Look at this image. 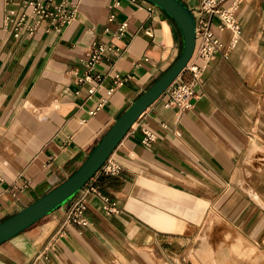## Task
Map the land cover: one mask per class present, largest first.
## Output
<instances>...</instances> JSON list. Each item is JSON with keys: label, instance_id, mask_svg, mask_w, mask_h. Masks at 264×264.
Instances as JSON below:
<instances>
[{"label": "crops", "instance_id": "0c3cea01", "mask_svg": "<svg viewBox=\"0 0 264 264\" xmlns=\"http://www.w3.org/2000/svg\"><path fill=\"white\" fill-rule=\"evenodd\" d=\"M115 1L68 0L74 18L61 33L40 27L15 38L0 0V223L75 172L180 56L182 36L170 16L154 5L148 10L144 0ZM181 1L192 10L201 0ZM238 1L236 47L213 21L223 48L209 63L194 60L200 80L193 109L166 108L165 92L111 154L120 172L94 176L119 212L105 214L89 195V224L65 223L78 192L2 243L0 264H182L208 220L264 241V1ZM93 43L112 46L95 67L104 79L79 82L80 59ZM109 74L129 78L110 91ZM142 124L156 134L149 147L140 142Z\"/></svg>", "mask_w": 264, "mask_h": 264}, {"label": "built area", "instance_id": "2783aa9c", "mask_svg": "<svg viewBox=\"0 0 264 264\" xmlns=\"http://www.w3.org/2000/svg\"><path fill=\"white\" fill-rule=\"evenodd\" d=\"M132 2L137 3V0H132ZM227 2L228 0H201L200 4L192 9L195 20L196 41H198L196 57L202 59L205 63L213 61L223 48L221 38L211 29L213 21L219 31H230L231 36L228 44L230 49L235 48L238 43L241 27L236 19V11L239 1L233 0L230 4H227ZM3 3L4 25L12 29L15 38L32 37L40 27H43L46 33H61L71 24L75 13V8L71 7L68 0H3ZM118 5L119 1L117 0L113 6ZM147 6L148 10L151 11L153 5L147 3ZM113 20L114 15H110L108 21ZM126 27L125 22L120 24L118 27L119 36L125 32ZM105 31H108V28H105ZM90 47L88 55L80 59L84 70L79 82H100L104 79L95 71V67L106 56L107 51L112 49V46L93 43ZM143 61L146 62L148 59L144 58ZM185 70L190 74L189 80H182L179 75L166 91L168 92V99L165 102V107L175 109L177 112H187L193 109L194 88L200 80V67L196 62H188ZM109 76L114 84L110 91H113L115 87L129 78L128 76L122 78L118 74H109ZM94 92L95 87L91 86L88 90V96ZM102 105L103 102L98 103L96 108L89 112V115H94ZM134 126L135 123L131 128H134ZM140 131L141 144L147 147L151 146L156 140V134L146 124L140 126ZM120 170L121 166L110 156L94 176L99 174L113 176L118 174ZM94 176L84 185L78 196L70 204L65 223L82 226L89 224L85 217L86 198L89 195L98 198L105 214L111 215L119 212L116 203L108 195L101 192Z\"/></svg>", "mask_w": 264, "mask_h": 264}, {"label": "water", "instance_id": "95a60500", "mask_svg": "<svg viewBox=\"0 0 264 264\" xmlns=\"http://www.w3.org/2000/svg\"><path fill=\"white\" fill-rule=\"evenodd\" d=\"M164 11L182 36V51L175 63L142 93L111 125L80 167L59 185L0 223V245L23 232L75 196L111 156L145 110L159 99L184 71L196 45L192 10L181 0H144Z\"/></svg>", "mask_w": 264, "mask_h": 264}, {"label": "rangeland", "instance_id": "374dc122", "mask_svg": "<svg viewBox=\"0 0 264 264\" xmlns=\"http://www.w3.org/2000/svg\"><path fill=\"white\" fill-rule=\"evenodd\" d=\"M238 233L221 220H208L204 229L195 235L196 239L188 248L182 264H209L208 257L205 256L200 263L194 255L206 240L213 250V264H264V241L261 243L242 234L244 239Z\"/></svg>", "mask_w": 264, "mask_h": 264}, {"label": "bare ground", "instance_id": "6f19581e", "mask_svg": "<svg viewBox=\"0 0 264 264\" xmlns=\"http://www.w3.org/2000/svg\"><path fill=\"white\" fill-rule=\"evenodd\" d=\"M197 46H198V41H196L195 50L189 62H193L195 60L196 54H197ZM210 249H211L210 244H208L206 240L202 244V246L195 251L194 253L195 259L199 261L200 263H202L205 259L204 257L206 256L209 258V261H210L209 264H213L212 259H211V254L213 253V250L211 249V252H210Z\"/></svg>", "mask_w": 264, "mask_h": 264}]
</instances>
